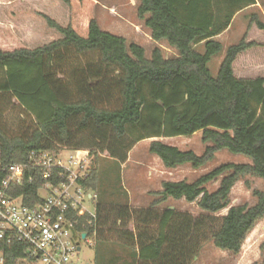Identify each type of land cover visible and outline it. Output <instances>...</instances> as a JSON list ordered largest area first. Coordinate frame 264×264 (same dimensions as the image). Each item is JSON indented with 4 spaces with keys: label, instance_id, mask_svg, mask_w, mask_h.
I'll return each instance as SVG.
<instances>
[{
    "label": "trees",
    "instance_id": "16d2710c",
    "mask_svg": "<svg viewBox=\"0 0 264 264\" xmlns=\"http://www.w3.org/2000/svg\"><path fill=\"white\" fill-rule=\"evenodd\" d=\"M61 1L72 6L71 0ZM195 2L140 0L137 7L151 40L166 41L176 50L175 56H163L157 46L147 58L141 45L128 44L124 37L101 30L94 17L88 18L81 34L72 24L62 26L44 14L47 25L60 37L34 48L0 50V107L14 100L33 119V126L23 134L9 135L0 126V167L26 163L31 151L82 149L72 144V119H79L80 128L92 129L91 135L97 134L93 139L100 151L89 150V156L107 151L121 164L143 139L189 137L197 131L206 143L201 154L159 140L151 141L148 151L166 168L185 164L204 168L220 150L250 159L249 163H222L192 182L163 181L160 190L150 193L154 199L147 208L131 210L117 199L99 196V172L90 167L79 183L94 192V212L80 217L77 228L92 238L97 251L95 264L107 258L100 247L105 234L123 241L130 264H191L208 241L237 254L264 218V190L253 191L256 203L251 206L230 205L231 189L240 178L251 175L264 181V76L238 77L233 68L239 54L257 43L247 41L245 33L225 49L213 76L208 63L223 49L213 37L226 28L233 11L217 25L213 13L197 10ZM254 2L245 0L243 4ZM251 24L264 30L256 15ZM200 42L203 52L196 49ZM70 49L78 54L97 53L99 59L70 66V74L60 77V62L66 57L62 52ZM111 67L117 72L115 76L109 75ZM26 172L33 179H26L15 195L21 196L24 204L33 205L40 201L38 189L44 179L36 168L29 167ZM51 180L55 183L58 177ZM215 181L218 186L210 191L207 186ZM168 198L196 202L202 213L193 216L156 208ZM223 209H227L224 215H216ZM215 219L219 220L216 228L208 222ZM130 224L134 232L128 230ZM260 247L264 253V245ZM2 249L4 264H23L19 263L26 255L22 244L3 243ZM250 264H264V255L261 261Z\"/></svg>",
    "mask_w": 264,
    "mask_h": 264
},
{
    "label": "rangeland",
    "instance_id": "374dc122",
    "mask_svg": "<svg viewBox=\"0 0 264 264\" xmlns=\"http://www.w3.org/2000/svg\"><path fill=\"white\" fill-rule=\"evenodd\" d=\"M71 1L72 6L69 7L61 0H0V50L11 51L22 47L34 48L60 37L56 30L47 25L42 16L44 14L62 26L72 24L81 34L85 33L88 18L94 17L101 30L124 37L128 44L133 42L141 45L147 58L150 57L152 50L157 46L161 48L163 56L170 57L169 54L171 53H169L166 42H162L159 46L149 37L144 21L138 17L137 2L135 0ZM239 38L229 35L225 40V44H234L238 42ZM196 49L199 52L204 51L201 45H198ZM62 53L66 57L63 56L60 62L63 67L58 73L60 77L70 74V66L82 65L87 61L96 63L99 59L97 53L78 54L71 49ZM250 54L251 57L245 60L248 67L237 66L236 73L240 77L248 78L264 74V50L260 53L258 50L254 52L251 50ZM220 63L218 56L212 57L208 63L213 76H216ZM116 73L114 67L109 68V75L115 76ZM114 95L111 98V104L113 105L116 104L117 98L115 93ZM12 101L10 103L5 102L2 105L3 107H0V126L9 135L29 132V128L33 126V119L16 101ZM78 122L79 119H72L69 122L71 134L75 137L72 143L73 146L77 145L87 153L92 149L96 151L99 147L93 138L97 134L91 135L94 133L93 130L80 128ZM52 137L55 141H58L55 132H53ZM156 139L165 144L177 146L182 150L191 149L197 154H201L206 145L201 140V131H197L189 137L174 136ZM151 141L153 139L139 141L127 154V160L123 165L118 159L108 156L107 151L99 152L98 149V156L88 155L87 165H89V168L96 167L99 172L100 188L98 193L101 198H105V200L117 199L121 204H127L129 210L146 207L150 199V193L157 188L160 189V183L163 180L185 179L191 181L202 173L225 162H250V159L243 155L220 150L215 154L214 160L204 168L194 170L189 164H185L175 170H167L159 158L148 151V145ZM70 152L69 149L63 150L62 158L65 160ZM217 186L218 181H215L208 184L207 188L212 191ZM254 190H264V181L261 178L251 175L240 178L231 189L230 205L247 204L251 206L255 204ZM90 193L94 194L92 191ZM40 194L42 196L46 195L44 191H41ZM85 206L94 211L91 201L86 199ZM168 206L169 208L189 212L193 216L202 213L196 202L173 201L171 198L163 204V207ZM226 211L227 209H223L216 215H224ZM208 222L211 223V227L216 228L219 225V220L216 219ZM263 225L264 222H261L258 224V228ZM252 235L250 233L248 241L251 240ZM262 237H264V234ZM261 245H264V242ZM204 247L195 263L191 264H228V260L234 256L230 252L215 247L211 241H208ZM260 250L261 255L256 254L254 260L258 261L262 258L263 251L261 247ZM96 253L95 244L88 245L82 239L77 263L95 264Z\"/></svg>",
    "mask_w": 264,
    "mask_h": 264
},
{
    "label": "built area",
    "instance_id": "2783aa9c",
    "mask_svg": "<svg viewBox=\"0 0 264 264\" xmlns=\"http://www.w3.org/2000/svg\"><path fill=\"white\" fill-rule=\"evenodd\" d=\"M65 149L69 148L31 151L26 163L0 167V264L5 263L3 243H20L26 248V255L19 259L23 264H78L81 240L93 243L77 228L80 217L94 212L85 206V200L93 204L95 194L79 183L88 174V153L69 149L64 160ZM29 167L42 171L44 179L38 189L40 201L33 205L15 195L26 179L32 181L26 172ZM53 176L58 177L55 183Z\"/></svg>",
    "mask_w": 264,
    "mask_h": 264
},
{
    "label": "crops",
    "instance_id": "0c3cea01",
    "mask_svg": "<svg viewBox=\"0 0 264 264\" xmlns=\"http://www.w3.org/2000/svg\"><path fill=\"white\" fill-rule=\"evenodd\" d=\"M135 1L137 2L136 4L138 7L140 0H135ZM180 1H182V0H180ZM195 1L196 2L194 4V6L196 7L197 10H208V11H211L213 13L215 23L217 25H219L220 23L223 22L226 13L233 11L231 19H230L229 23L227 24L226 28L222 32H220L218 35L213 37L214 40L220 42L223 46L222 51L220 53L214 55V56L219 57V61H222L225 49L228 46L232 45V44H225L226 43L225 40L229 35H234V37H240L239 38V40H240L241 37L246 33V40L247 41H254L257 43L256 46L249 48L246 51L239 54V56L235 60V62L233 64V66H234L233 68H234V72H235L236 76H238L236 73L237 66H241L242 68L248 67L245 60H247L249 57H251V54H250L251 50H253V52L258 50L259 53L264 50V30L258 29L255 26V24H251V21L253 19V15H256L257 18L261 22L264 23V0H254L255 2L253 4H248L247 6H246V4H243L245 2V0H195ZM186 4L187 3L185 2L184 5H186ZM147 16L148 15H146V17ZM142 20L144 21V19H142ZM147 29H148V34L150 37V30H149V28H147ZM162 42H166V41L162 40L159 42H155V44H158L160 46V44ZM202 44L203 43L200 42L198 45L202 46ZM168 50H169V53H171V54H169L170 56L176 55V50L174 48L168 46ZM258 75L264 76V74H258ZM258 75H256V76H258ZM238 77H240V76H238ZM149 139L159 140L156 138H149ZM136 144L129 150V152L136 146ZM178 167H180V166H178ZM178 167H176V168H166L165 167V168L167 170H175ZM194 170H198V169H194ZM179 180H183V179H178V180L172 179V180H163V181H179ZM194 180H191L188 182H192ZM161 183H160V189L162 188ZM160 189L157 188L154 191H158ZM149 196H150V199H149L148 205L146 207H141V208H147L149 206L150 202L154 199V197L151 194ZM168 200H171V198H168L163 203L157 205L156 208L159 210L172 209V210H176V211H180V212H186V211H182V210H179L176 208H169V206L163 207V204L166 203ZM172 200L173 201L184 200L185 202H187L184 198H181V199H173L172 198ZM187 203H194V202H187ZM141 208H137V209H141ZM187 213H189V212H187ZM261 222H264V218L261 219L255 225L253 230H251L250 233L253 234L251 237V240L248 241V237L250 235V233H249L247 235L244 243L242 244L239 253L234 254V256L228 260V264H237V263H239V264H250L252 262L261 261L262 258L258 261L253 259L256 256V254L261 255V253H262L260 250V246L264 242V237H262L264 234V225L262 227L258 228V224H260ZM128 230L134 232V227L132 226V224H130L128 226ZM253 232H255V233H253ZM106 235L107 234H105V238L104 237L102 238L103 240H102V243L100 244V247L102 248L103 252H105L107 258L102 260L101 264H130L129 259H125V257H126V254H125L126 246H124L123 241L119 238H116L115 236L109 237ZM204 246L199 251L198 255L202 252V250H204V248H205ZM198 255L194 258V260H193L194 263L197 260ZM263 255H264V253H263ZM263 255H262V257H263Z\"/></svg>",
    "mask_w": 264,
    "mask_h": 264
},
{
    "label": "water",
    "instance_id": "95a60500",
    "mask_svg": "<svg viewBox=\"0 0 264 264\" xmlns=\"http://www.w3.org/2000/svg\"><path fill=\"white\" fill-rule=\"evenodd\" d=\"M86 235H85V233L84 234H82V237L84 238Z\"/></svg>",
    "mask_w": 264,
    "mask_h": 264
}]
</instances>
